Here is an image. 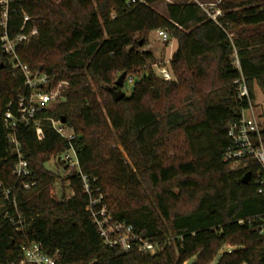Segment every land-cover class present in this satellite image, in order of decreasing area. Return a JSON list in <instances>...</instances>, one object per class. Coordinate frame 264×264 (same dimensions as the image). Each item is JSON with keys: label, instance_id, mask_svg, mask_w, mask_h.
<instances>
[{"label": "trees", "instance_id": "16d2710c", "mask_svg": "<svg viewBox=\"0 0 264 264\" xmlns=\"http://www.w3.org/2000/svg\"><path fill=\"white\" fill-rule=\"evenodd\" d=\"M157 1L135 6L127 0L13 1L10 37L19 32L24 13L39 29L18 46L20 61L46 73L51 86L61 81L67 86L62 101L40 114V130L21 127L30 173L19 178L5 113L25 91V77L0 40V264H17L22 247L34 242L58 254V264H185L194 257L193 264H213L225 246L237 249L217 264H264V235L258 222L248 221L264 214V192L255 181L261 166L250 160L234 170L223 158L231 144L229 125L249 107L235 80L243 75L252 102L255 85L264 94V0L224 1L222 27L194 2L168 4L167 17L153 7ZM232 25L238 28L234 39L228 33ZM158 29L177 42L171 81L158 74L157 57L145 49ZM124 72L136 81L130 94L115 101L109 88ZM51 118L64 119L74 130L71 142L57 133ZM102 142H119L141 166L133 176L141 191L108 189L111 177L101 171L111 156L98 146ZM71 147L93 195L101 192L117 219L159 241L161 251L123 253L104 244L81 175L71 171L61 178L45 166ZM172 152L177 153L168 156ZM249 171L251 179L243 183ZM58 180L60 196L53 189ZM109 198L119 199L116 210Z\"/></svg>", "mask_w": 264, "mask_h": 264}, {"label": "built area", "instance_id": "2783aa9c", "mask_svg": "<svg viewBox=\"0 0 264 264\" xmlns=\"http://www.w3.org/2000/svg\"><path fill=\"white\" fill-rule=\"evenodd\" d=\"M14 0H0V25L3 29L0 34L2 48L7 53L14 69L20 70L25 77V91L18 95L15 104L10 103L5 113V125L8 129V140L13 152L17 155V162L14 172L19 178H24L30 173L29 163L24 157L18 134L23 125H33L41 129V113L62 101L66 90L67 82L61 81L54 86L50 85L49 77L41 70H33L23 64L18 56L17 48L23 42H30L39 35L36 25H29L31 17L24 13L22 25L19 32L10 37V19L12 3ZM167 3H176L175 0H162ZM146 0H127L128 6H135L138 3H145ZM198 5L205 12L207 19L214 21L222 27L220 18L224 15L219 3H200ZM158 37L163 42H169L171 34L167 30L158 29ZM170 58L164 63L157 61L153 64L158 74L167 81L175 78L170 67ZM235 64L240 68V62L236 58ZM136 81L134 75L126 79V83L133 85ZM238 85L240 98L249 100V107L240 110V117L228 127L231 144L224 151V161L234 170L247 167L250 160L258 162L261 166L260 175L256 178L259 186V193L264 192V101L256 107L255 102L250 100V92L243 75L235 80ZM53 128L63 138L71 142L75 133L62 120L50 119ZM59 161L68 170L78 172L83 180L84 190L89 195L88 210L91 211L94 223L102 237L105 245L118 248L123 253L138 251L145 254H155L161 251L159 241H153L137 233L134 226L124 220L117 219L110 210L101 192L98 196L93 195L89 178L83 174L80 168L77 153L73 147L60 155ZM36 183H25L29 188ZM99 191V189L97 190ZM258 222L256 229L259 234L264 235V214L255 215L248 220ZM239 223L243 224L244 220ZM23 257L17 264H58V254L51 256L44 249L41 243L34 242L22 247Z\"/></svg>", "mask_w": 264, "mask_h": 264}, {"label": "rangeland", "instance_id": "374dc122", "mask_svg": "<svg viewBox=\"0 0 264 264\" xmlns=\"http://www.w3.org/2000/svg\"><path fill=\"white\" fill-rule=\"evenodd\" d=\"M227 0H175L176 3H186V2H194L198 4L200 3H219L220 7L221 4ZM170 3L164 2L162 0H158L153 7L160 12L162 15L168 17L167 12V5ZM222 8V7H221ZM224 11V10H223ZM238 28L235 26H231L228 29L229 37L234 39L237 36ZM177 48V42L174 37L171 35V39L169 42H163L159 39L158 34L156 31H152L149 36V43L145 46V49H150L154 52L155 56L157 57V60L164 63L166 60L170 58V55L173 54V52ZM119 78V77H118ZM254 91L256 94L255 104L256 107L261 105L262 101H264V94L260 90V88L255 85ZM132 90V85L129 83H126L123 87V91L125 94H130ZM98 146L103 149V153L110 155L111 160L110 163L107 164L101 171V174L104 176H110L112 180L108 189L109 190H121L123 193L126 191H133L138 192L141 191L139 188L138 182H136L133 178V176H138L141 166L135 164L133 161V158L129 155L127 150L119 143H112L108 144L107 142H102L98 144ZM177 152H172L168 154V156H174ZM59 157H52L46 164V168L50 171H53L61 176V178H64L67 176L68 170L65 168V166L58 161ZM161 159V157H160ZM54 191L57 193L58 196L61 195V189H62V183L61 180H58L55 183ZM68 194H71L70 190H67ZM140 193V192H139ZM109 203L111 205L112 209H115L119 205V199L118 198H109ZM237 249V247H230L225 246L222 248L217 257L215 258L213 264H217L220 260L221 256L227 252ZM196 260V257L192 258L185 264H193Z\"/></svg>", "mask_w": 264, "mask_h": 264}, {"label": "water", "instance_id": "95a60500", "mask_svg": "<svg viewBox=\"0 0 264 264\" xmlns=\"http://www.w3.org/2000/svg\"><path fill=\"white\" fill-rule=\"evenodd\" d=\"M125 80H126V73L124 72L116 80L115 86H112L109 88V90L112 93L115 101H119L125 97V92L123 91V87L125 85ZM17 98H18V95H15V99H17ZM62 122H65L64 119H62ZM250 179H251V172L249 171L244 175L242 182L248 183L250 181Z\"/></svg>", "mask_w": 264, "mask_h": 264}]
</instances>
